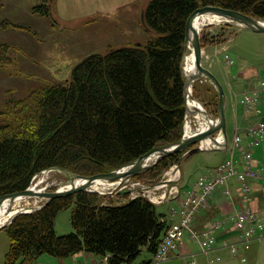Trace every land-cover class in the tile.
Returning <instances> with one entry per match:
<instances>
[{
  "label": "trees",
  "instance_id": "16d2710c",
  "mask_svg": "<svg viewBox=\"0 0 264 264\" xmlns=\"http://www.w3.org/2000/svg\"><path fill=\"white\" fill-rule=\"evenodd\" d=\"M147 5L144 25L153 37L146 46L88 56L67 84L43 90L33 131L0 136V197L26 190L49 169L105 174L180 141L187 116L182 63L189 17L201 7L217 6L264 20V0H151ZM182 155L164 158L135 179L160 176ZM79 166L97 171L79 173ZM108 197L82 191L18 215L4 229L10 239L5 264H36L43 254L64 259L81 252L106 257L107 264H151L137 259L144 249L157 253L169 227L165 215L142 196L118 205L106 203ZM73 204L74 232L58 236L56 218Z\"/></svg>",
  "mask_w": 264,
  "mask_h": 264
},
{
  "label": "rangeland",
  "instance_id": "374dc122",
  "mask_svg": "<svg viewBox=\"0 0 264 264\" xmlns=\"http://www.w3.org/2000/svg\"><path fill=\"white\" fill-rule=\"evenodd\" d=\"M150 1L0 0V136L10 133L29 134L33 131L36 125V102L43 90L50 85L67 84L74 67L88 56L107 53L117 47L137 44L146 46L152 39L153 33L146 29L142 15ZM39 6H42L41 12H35V8ZM46 12L49 14L45 15ZM200 36V39L205 38V42L201 41L204 51L202 64L222 84L229 102L227 109L224 110L227 122L226 136L229 141L227 148H229L232 146L235 132L233 110L229 98L230 94L232 97L235 95L238 78L229 77L231 84L227 85V80L225 81L219 74L226 70H244L249 71L254 79L258 77L264 79V33H256L235 23L224 22L206 26ZM227 39H229L226 42L227 49L223 51L221 48H224ZM225 56L227 60H232L234 65L225 66L223 63ZM184 63L185 56L182 63L185 75ZM193 91L198 97L196 100L203 107L205 106L208 112L211 110L214 114L212 116L217 118L220 98L211 80L204 77L202 81L193 85ZM240 110L239 107L238 111ZM188 117H185L183 136L186 135L185 124L191 119ZM191 121L193 129L197 130L199 127L197 120L192 119ZM261 147L264 148V145ZM186 151H183L179 164H173L165 169L160 176L146 173L141 178H134L126 189L131 191L130 194L110 195L113 191L110 188L103 192L97 191V193L108 195L106 203H110L111 199L114 205L123 204L139 196L147 198L155 205L160 204L161 201H168L157 207V212L167 217L171 200L182 196L183 186H180L183 177L182 161L187 158ZM225 155L223 151L213 150L195 154L193 161H196V166L191 169L187 167L184 170L187 180H195L209 167L223 160ZM258 159H263L264 164V157ZM79 167L77 169L79 173L97 171V169ZM76 175L79 174L66 169H49L36 175L31 186L38 184V189L48 188L49 191H54L65 186L66 182ZM44 202L45 199L33 198L29 203L32 207H36ZM74 208L75 204L58 214L55 221V232L58 236L74 232L71 223ZM238 231L236 233L239 234ZM263 236L264 233L261 238ZM9 247L10 239L7 232L0 230V264H5ZM90 255L94 257L91 264L106 263V257ZM153 259V255L143 250L137 262ZM74 261L79 262L78 264H86L82 256L60 259L49 254L41 255L36 264H61L63 262L69 264ZM151 264H155V261ZM212 264H264V255H260L254 263L248 260L242 262L239 258L229 257L227 253L223 260Z\"/></svg>",
  "mask_w": 264,
  "mask_h": 264
},
{
  "label": "built area",
  "instance_id": "2783aa9c",
  "mask_svg": "<svg viewBox=\"0 0 264 264\" xmlns=\"http://www.w3.org/2000/svg\"><path fill=\"white\" fill-rule=\"evenodd\" d=\"M255 81V83H253ZM250 81L241 93L242 111L245 117L254 118L245 129L236 131L232 146L229 147V156L207 175L201 176L184 193L179 211L180 220L169 225L162 242L160 243L155 264L169 261L183 244L185 234L191 236L200 247L201 253L210 254L217 241L218 230L225 221L216 220L207 230L198 232L194 225L197 214L204 209L212 194L223 189L225 196H231V183L235 180L239 184L241 193L240 207L231 218L239 230L240 238L245 243H251L262 237L264 221L261 214L252 207V183L261 180L264 183V173L254 166L253 151L264 143V79L258 77ZM162 203V201H161ZM236 252L234 246H230ZM107 262V258L105 260ZM184 264H196V261Z\"/></svg>",
  "mask_w": 264,
  "mask_h": 264
},
{
  "label": "water",
  "instance_id": "95a60500",
  "mask_svg": "<svg viewBox=\"0 0 264 264\" xmlns=\"http://www.w3.org/2000/svg\"><path fill=\"white\" fill-rule=\"evenodd\" d=\"M217 15L221 18H224L227 20L228 23H235L238 26L248 28L253 32L256 33H264V22L262 20H259L257 18L250 17L248 15H245L243 13H240L238 11L230 10V9H224L217 6H204L199 9H197L188 19L186 24V39L185 40V47L186 50L190 47L191 44L194 54V69L191 73H188L185 75V85L183 87L184 89V101H185V108H186V114L187 116H195V115H202L206 121L209 123V128L207 131L195 134L193 136L186 137L185 135L182 137V139L176 143H167L163 144L161 146L155 147L152 150H150L147 154L140 157L133 163L124 166L120 169L111 171L109 173L105 174H97L94 176H82V175H76L73 176L72 181L74 182L76 179H82L85 180L86 183L81 186L72 185L69 189H57L54 191H49L48 188H41L38 189V184L35 186H30L24 191L16 192L13 194L5 195L0 197V203L3 200H8V207L5 212L0 211V218L6 217L10 215L14 209L15 203L18 200L24 199V198H39V199H45V202L36 207H31L27 210H22L21 212H18L15 214L13 218H11L6 225H3L0 230L7 227L9 224H11L14 219L21 214L24 213H32L38 210H41L45 206H47L50 202H52L55 199L58 198H64L70 195H74L76 193L82 192V191H89L93 192L88 189V187L93 184L94 182L98 180L107 181L112 184L118 183L117 189L120 187H123L126 183L130 182L132 179H134L138 174L141 172L148 170L155 165L158 164V162L162 161L164 158L180 152L187 150L185 155L186 157H190L192 155H195L201 151H204L201 149V147H197V145H200L202 141L204 140H210L213 142L214 145L217 147L213 150H220L225 151L227 150L226 147H228V136L227 135V122H226V116L224 110L226 109V94L224 91V88L222 87V84L219 82V80L216 78L213 73H211L209 70L204 68L203 66V47L201 42V36L200 32L198 31V28L195 27V21L201 16L204 15ZM142 21L144 22V17L142 15ZM204 77H207L211 80L212 84L217 88L219 92V111H218V117L214 118L212 114H210L197 100L195 101V98L192 94L193 85L196 82L202 81ZM189 98L192 99V101H195L198 106L194 104H190L187 100ZM217 135L222 136L223 142L219 143L217 141ZM194 147V148H192ZM196 147V148H195ZM155 158V161L153 164H150V161ZM37 187V188H36ZM130 190H121V193H129Z\"/></svg>",
  "mask_w": 264,
  "mask_h": 264
},
{
  "label": "crops",
  "instance_id": "0c3cea01",
  "mask_svg": "<svg viewBox=\"0 0 264 264\" xmlns=\"http://www.w3.org/2000/svg\"><path fill=\"white\" fill-rule=\"evenodd\" d=\"M227 41H229V39L225 41L224 43L225 46L223 45L224 48H221V50L224 51L227 49L226 47ZM223 63H225V66L227 67L234 65V62H232V60L230 61V59L227 60L226 56H225V62ZM219 75H221V78L223 77L225 81L227 80V85L231 84L229 82L230 80L229 77L238 78V81L236 83L237 89L235 91L234 97L231 96L229 91L230 94L229 99L233 110V117L235 123L234 134H236V131L238 129L243 130L246 128L248 124H251V122L255 121L254 118L245 117L243 111L241 112L242 105L240 99L241 92L246 87L245 85H247L250 81H253L254 78L250 76L249 71H244V70L241 71L226 70L224 72L223 71L220 72ZM253 83H255V81H253ZM228 104H229L228 99H226V109ZM239 107L241 109L240 112L238 111ZM262 145H264V143ZM262 145H260L259 148L253 151V156H254L253 159L255 160L254 166L258 168L259 171H262L264 173L263 159H258L264 157V148L261 147ZM223 153H226V155L223 157V160H221L219 163H216L212 167H209V169L205 170V172H203V174H201L198 178L207 175L208 172H210L213 168L217 167L225 159H227L229 156V151H225ZM193 156L194 155L187 157L184 161H182L183 177L181 182L182 185H180L183 186L181 192L182 196H184L183 194L187 191V189L191 188V185H193L198 179V178H196L195 180L189 179L188 181L187 176L185 174L186 172L184 171L185 168L187 169V167L191 169L196 166V161H193L194 159ZM237 183L238 182L237 181L235 182V180L231 183V188H230L231 196L228 197L225 196L223 189H219L215 191L210 197L208 205L204 209H201V211H199L196 220L194 221L195 222L194 227L198 232L207 230L209 227H211L214 224L216 220L225 221V224L222 226V228L218 230V232H216L217 241L216 244L214 245L215 246L214 250L208 255L202 254L200 247H198L199 245L192 240L190 235L185 234L182 246H180L179 250L176 252V255L173 256L171 259H169V261H167L168 263L182 264V262H189L190 260L192 261L194 259L197 262V264H212L216 261L223 260L224 257L227 255V253L229 257L239 258L241 259L242 262H246L248 260L256 263V261L260 258V255H264V236L263 238L252 241L251 243H245L241 240L239 234L236 233L237 230L235 228V225L233 221H231L232 220L231 218L235 215L238 207H240L241 193L239 189V184ZM251 183L253 188L251 194V196L253 197L251 208L258 211L262 216V220L264 221V183L261 180L253 181ZM182 196L171 200L169 210H167L168 216L166 217V215L164 214L169 225H171L174 222L177 223L181 218L178 210H180L181 207V201L183 199ZM167 202H162L156 205L158 207ZM262 232L264 233V230ZM230 246H234L236 248V252H233ZM144 250L147 251L146 249ZM77 255L79 257L82 256V258L86 261L85 262L86 264H91V261L94 258L93 256H91L89 253L86 252H81L71 257H77ZM155 256L156 254L153 256L154 259ZM78 263L79 262L74 261V263H69V264H78ZM61 264H67V263L63 262Z\"/></svg>",
  "mask_w": 264,
  "mask_h": 264
},
{
  "label": "bare ground",
  "instance_id": "6f19581e",
  "mask_svg": "<svg viewBox=\"0 0 264 264\" xmlns=\"http://www.w3.org/2000/svg\"><path fill=\"white\" fill-rule=\"evenodd\" d=\"M224 22H227V20L224 19V18H221V17H219L217 15H208V14H206V15L201 16L198 19H196V21H195V27L198 28V31L201 33V31L206 26L214 25V24H218V23H224ZM189 46L190 47L188 48V51H187L188 53L185 55V63H184L185 64V75H187L188 73H191L193 71V69H194V63H195V61H194V54L192 52L193 51L192 46H191V44ZM185 75H184V77H185ZM192 94H193V90H192ZM187 101L190 104H194V105L198 106V104L195 101H192L191 98H189V100H187ZM189 117L191 119H189L187 121V123L185 124L186 125L185 126L186 137L193 136L195 134L205 132L209 128V123L206 121V119L202 115L199 114V115L189 116ZM192 119L193 120H197V122H198L197 124L199 125V127L197 128V130H194L193 129V126L191 125L192 124L191 123L192 122L191 121ZM217 136H218L217 137V141L219 143H222L223 142L222 136H220V135H217ZM200 147L204 151H209V150L215 149L217 146L214 145L213 142L210 141V140H204V141L201 142ZM154 161H155V158L150 161V164H153ZM72 178H73V176L69 179V182H66L67 184L62 187L63 189H69L72 185L81 186V185H83V184L86 183V181L85 180H82V179H76L73 182L72 181ZM41 182H42V180L40 181V183ZM116 186H117V184H110L107 181L98 180V181L94 182L93 184H91L88 187V189L91 190V191H94V192H97V191L98 192L99 191H102L103 192L104 190L109 189V188H110V190H113L114 188H116ZM30 201H31V199H29V198H24V199H21V200L16 201L12 213L10 215L6 216V217L0 218V228L3 225H6L7 222L11 218H13L16 213L21 212L22 210H27V209L31 208L32 205L29 203ZM22 202H24V203H22ZM36 203H38V202H36ZM7 207H8V200L5 199V200H3L0 203V211L5 212L6 209H7Z\"/></svg>",
  "mask_w": 264,
  "mask_h": 264
}]
</instances>
